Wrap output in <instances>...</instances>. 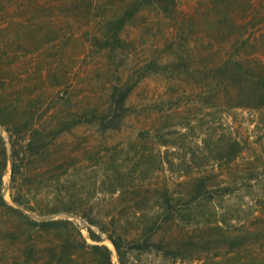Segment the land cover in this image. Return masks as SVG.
Instances as JSON below:
<instances>
[{
	"label": "rangeland",
	"instance_id": "rangeland-1",
	"mask_svg": "<svg viewBox=\"0 0 264 264\" xmlns=\"http://www.w3.org/2000/svg\"><path fill=\"white\" fill-rule=\"evenodd\" d=\"M91 1L99 7H87ZM124 6V0H0V78L6 81L0 104L10 99L20 104L34 96L48 105L52 69L72 85L69 101L58 111L64 114L105 107L111 86L129 79L136 84L129 100L132 109L120 130L101 132L97 126L82 124L62 140L65 149L78 153L81 163L65 187L77 213L106 221L115 217L121 232L130 237L143 226L139 217L152 215L157 187L168 186L182 196L195 177L214 174L216 183L229 185L231 192L203 213L211 211L238 229L249 227L255 216L264 217V108L232 106L234 81L211 83L207 69L240 53L247 54L251 63L264 61V0H177L170 16L152 5L124 29L128 41L124 50L90 48L101 17L120 13ZM246 38L249 42L242 43ZM147 129L150 136L141 137ZM0 133L9 157L3 193L12 203L10 135L1 124ZM234 139L243 146L234 162L206 161L215 143ZM135 197L138 209L132 204ZM51 217L74 220L92 242L86 218L64 211ZM184 225L170 227L178 230ZM170 227L164 225L162 233ZM102 243L111 249L113 264H120L112 242L104 236ZM247 244L242 259L264 246V229ZM205 249L197 246L184 260L154 252H132L128 259L129 264H212L228 248Z\"/></svg>",
	"mask_w": 264,
	"mask_h": 264
},
{
	"label": "trees",
	"instance_id": "trees-1",
	"mask_svg": "<svg viewBox=\"0 0 264 264\" xmlns=\"http://www.w3.org/2000/svg\"><path fill=\"white\" fill-rule=\"evenodd\" d=\"M89 4L87 7L94 9L100 5L92 1ZM124 4L120 13L101 17L98 32L93 33L89 41L90 48L113 53L122 51L128 43L123 36L124 29L144 9L155 5L165 16L177 9V0H124ZM248 42L246 38L242 43ZM246 56L240 53L221 59L208 67L207 74L211 83L234 81L235 90L229 95L232 106L260 110L264 108V61L251 63ZM152 63L166 67L158 61ZM49 75L53 79V95L48 105L34 96L20 104L12 99L0 104V124L7 128L11 142L9 189L12 201L9 203L3 193L9 157L5 138L0 133V264H113L111 249L102 243L104 236L112 242L120 264H129L128 255L132 252H154L165 259L184 260L197 246L208 250L217 245L228 249L221 257H215L212 264H221L223 260L224 264H264V246L245 255V259L240 256L248 251L247 239L258 237L263 231L264 217L255 216L249 227L238 229L224 219H217L211 211L203 213L204 208L213 207L218 198L231 192L229 185L216 183L214 174L195 177L191 189L182 196L174 195L168 186L157 187L152 215H144L146 219L141 215L143 226L137 227L130 237L121 232L115 217L106 221L95 215L77 213L65 187L81 163L78 153L65 149L67 146L62 140L82 124L97 126L101 132L120 130L123 120L131 114L129 100L136 84L129 79H119L111 86L105 107L94 106L64 114L58 111L69 101L71 82L61 81L54 69ZM5 89L6 81L0 78V93ZM46 118L54 124H47ZM140 136L148 138L150 131L143 130ZM222 142L215 143L207 162L231 164L243 151L239 140ZM106 148L107 151L112 149L111 146ZM84 149L88 151L89 146ZM132 200L134 209H138V198ZM62 211L86 218L92 242L74 220L51 217ZM179 222L185 225L178 230L170 227ZM191 223L201 232H194ZM164 225L170 227L165 234L162 233Z\"/></svg>",
	"mask_w": 264,
	"mask_h": 264
}]
</instances>
